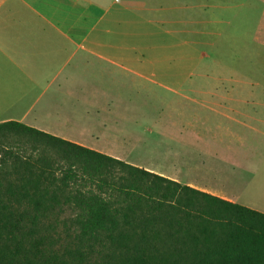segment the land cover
<instances>
[{
	"label": "crops",
	"instance_id": "0c3cea01",
	"mask_svg": "<svg viewBox=\"0 0 264 264\" xmlns=\"http://www.w3.org/2000/svg\"><path fill=\"white\" fill-rule=\"evenodd\" d=\"M189 1L0 0V117H4L0 122L23 123L264 213V107L249 108V94L230 87L210 92L207 104L205 97L204 101L193 98L207 111V118L200 110L190 128L209 124L220 134L211 142L197 134L193 142L182 139L163 145L161 163L123 151L126 143L129 147L134 143L122 134L127 131L105 118L131 114V107L116 102L119 85L135 88L148 83L149 69L158 66L149 58L153 36L168 38L162 46H194L178 38L186 32L182 28L187 11H191L187 25L192 33L196 21L199 26L195 18L202 11L201 1ZM223 1L213 0L209 11L223 9L228 29L238 30L232 21L238 2L242 41L248 38L250 10H256L252 39L264 43V0ZM185 81L181 75L161 82L178 93ZM181 128L163 131H184ZM237 148L240 153L233 150Z\"/></svg>",
	"mask_w": 264,
	"mask_h": 264
},
{
	"label": "trees",
	"instance_id": "16d2710c",
	"mask_svg": "<svg viewBox=\"0 0 264 264\" xmlns=\"http://www.w3.org/2000/svg\"><path fill=\"white\" fill-rule=\"evenodd\" d=\"M0 264H264V213L5 121Z\"/></svg>",
	"mask_w": 264,
	"mask_h": 264
},
{
	"label": "rangeland",
	"instance_id": "374dc122",
	"mask_svg": "<svg viewBox=\"0 0 264 264\" xmlns=\"http://www.w3.org/2000/svg\"><path fill=\"white\" fill-rule=\"evenodd\" d=\"M200 1L202 11L199 17L195 18L199 20V26L196 21L192 33V26L188 28L187 25L192 19L191 11H187L184 15L186 25L182 28L186 32L178 37L180 40L194 42V46L192 44L190 47L162 46V41L165 40L167 44L168 38L153 36L151 43L153 49L149 52V58L153 62H158V66L149 70L155 76L149 72L148 83L142 85L138 83L135 88L130 87L131 84L129 88L119 85V94H117L119 101L116 102L120 103L122 108L131 107V114L105 118L108 122L115 121L119 128L127 131L122 134L126 135V140L137 146L129 147V143H126L127 146H124L123 151L144 157L146 160L152 158L156 163H161L163 145H171L173 141L182 139L193 142L197 134H200L205 142H211L213 137L220 133L211 129L209 124L197 126L195 130L189 126L200 110H202L201 117L207 118V111L198 106L193 98L204 101L205 97L207 104L210 92L229 91L232 87L233 92L249 94L250 100L247 105L249 108L264 107V43H257L252 39L258 20L256 10H250L248 38L247 41L245 39L242 41L240 20L236 17L237 7L240 5L238 2H234L236 10L232 14L233 24L238 27V30H234L228 29L225 24L223 9L218 13L215 9L209 11V4L213 0ZM205 5L209 7L204 8ZM232 32L234 33L231 36ZM170 59L177 61H169ZM181 75L186 81L178 89V93L170 92L161 82L163 79ZM181 94L189 96L190 99L183 98ZM233 104L235 107H240L236 102ZM77 120L80 121L81 117H77ZM164 127H174L177 130L182 127L184 131L173 129L174 131L167 132L163 131ZM233 150L241 152L239 148ZM252 159L254 161V158Z\"/></svg>",
	"mask_w": 264,
	"mask_h": 264
}]
</instances>
